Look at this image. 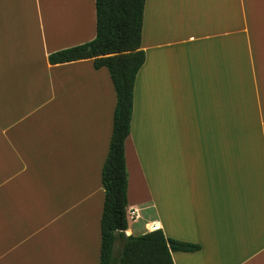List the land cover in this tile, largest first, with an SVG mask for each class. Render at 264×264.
<instances>
[{
    "label": "crops",
    "instance_id": "obj_1",
    "mask_svg": "<svg viewBox=\"0 0 264 264\" xmlns=\"http://www.w3.org/2000/svg\"><path fill=\"white\" fill-rule=\"evenodd\" d=\"M95 0H0V264H100L116 95ZM126 237L198 245L173 264H264V0H145Z\"/></svg>",
    "mask_w": 264,
    "mask_h": 264
},
{
    "label": "trees",
    "instance_id": "obj_2",
    "mask_svg": "<svg viewBox=\"0 0 264 264\" xmlns=\"http://www.w3.org/2000/svg\"><path fill=\"white\" fill-rule=\"evenodd\" d=\"M145 0H95L96 36L90 43L48 57L50 65L93 60L106 68L116 105L108 154L101 171L100 264H173L172 253H195L198 245L166 239L161 231L126 237L127 172L124 143L130 133L133 89L145 62L141 50Z\"/></svg>",
    "mask_w": 264,
    "mask_h": 264
},
{
    "label": "built area",
    "instance_id": "obj_3",
    "mask_svg": "<svg viewBox=\"0 0 264 264\" xmlns=\"http://www.w3.org/2000/svg\"><path fill=\"white\" fill-rule=\"evenodd\" d=\"M127 218H128L127 219L128 221L132 222L137 218V215L135 212H131ZM146 230H147V233H153V232L160 231V227L156 223H149L146 225Z\"/></svg>",
    "mask_w": 264,
    "mask_h": 264
}]
</instances>
